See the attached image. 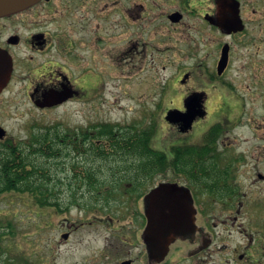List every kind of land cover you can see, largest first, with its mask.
Wrapping results in <instances>:
<instances>
[{
	"label": "flooded vegetation",
	"instance_id": "1",
	"mask_svg": "<svg viewBox=\"0 0 264 264\" xmlns=\"http://www.w3.org/2000/svg\"><path fill=\"white\" fill-rule=\"evenodd\" d=\"M158 59L173 69L160 103L186 119L112 172L82 159L92 126L71 131L80 156L60 138L41 192L25 193L38 264H264V0H40L0 15V145L16 142L20 100L89 105L109 66Z\"/></svg>",
	"mask_w": 264,
	"mask_h": 264
},
{
	"label": "rangeland",
	"instance_id": "2",
	"mask_svg": "<svg viewBox=\"0 0 264 264\" xmlns=\"http://www.w3.org/2000/svg\"><path fill=\"white\" fill-rule=\"evenodd\" d=\"M163 64L158 59L157 67L151 70L149 63L143 62L137 72L126 71L124 74L109 66L103 72L104 83L97 88L93 102L89 105L68 104L41 113L31 110L28 104L20 100L10 110L11 119L7 122L9 133L15 140L25 141L33 127V132L54 126L60 133H65L68 130L85 129L87 125L94 129L96 125L108 123L118 124L117 128L120 125L133 133H147L149 141L157 138L156 145L166 146L171 137L164 121L169 104L165 98L162 104L160 102L164 92L163 82L173 74V69L169 66L163 69ZM65 153H62V160H72L65 159ZM82 154L85 160V153ZM131 160H136L134 154L110 155L105 160L109 165L104 164V168L106 171H116L115 168L122 166L117 162L129 161L132 164L134 161ZM25 196L18 191L0 194V264H38L30 251L37 253L39 236L28 225L29 212ZM29 252L31 255L27 258Z\"/></svg>",
	"mask_w": 264,
	"mask_h": 264
},
{
	"label": "trees",
	"instance_id": "3",
	"mask_svg": "<svg viewBox=\"0 0 264 264\" xmlns=\"http://www.w3.org/2000/svg\"><path fill=\"white\" fill-rule=\"evenodd\" d=\"M118 124H100L94 127L92 149L84 152L93 161H104L112 156H125L129 154H144L142 147L147 146L149 138L147 133L131 132L125 128H117ZM135 130V128H132ZM60 133L57 127H47L45 130L31 132L26 141H17L0 145V194L5 192H41L44 160L56 161L60 151V138L64 144L81 152L80 144L74 141V135ZM150 134V132H149ZM68 136V137H67ZM95 141H99L96 145ZM108 143V146L106 145ZM107 146V147H106ZM147 150V149H146ZM62 151V148H61ZM150 152V151H148ZM152 154V152H151ZM166 159L165 153L158 152V163Z\"/></svg>",
	"mask_w": 264,
	"mask_h": 264
},
{
	"label": "water",
	"instance_id": "4",
	"mask_svg": "<svg viewBox=\"0 0 264 264\" xmlns=\"http://www.w3.org/2000/svg\"><path fill=\"white\" fill-rule=\"evenodd\" d=\"M39 0H0V15H4L7 13L16 12L22 10L32 4L38 2ZM179 111L177 110H170L167 112L165 116V120L172 122V121H184L186 119V114L181 116ZM188 124L192 122V117L187 115ZM187 127V126H185Z\"/></svg>",
	"mask_w": 264,
	"mask_h": 264
}]
</instances>
